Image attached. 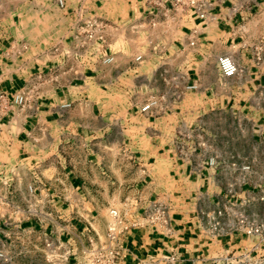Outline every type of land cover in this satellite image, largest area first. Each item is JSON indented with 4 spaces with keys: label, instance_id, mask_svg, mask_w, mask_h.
Here are the masks:
<instances>
[{
    "label": "crops",
    "instance_id": "1",
    "mask_svg": "<svg viewBox=\"0 0 264 264\" xmlns=\"http://www.w3.org/2000/svg\"><path fill=\"white\" fill-rule=\"evenodd\" d=\"M219 1L215 10L225 19L231 1L244 5V0ZM26 2L0 0V92L13 95L29 84L39 87L24 106L0 113V179L13 176L11 198L21 206L27 205L28 185L37 186L33 200L38 212L21 225L67 240L79 253L89 238L104 233L108 209L135 195L140 206L151 201L167 205L170 230L132 228L122 242L124 264H137L156 252L176 253V264H207L230 251L264 255V242L256 237L233 231L212 238L200 230L201 213L214 206L228 176L221 164L204 165L206 156L200 149L191 161H182L173 144L181 124L197 127L208 138L215 131L211 120L228 115L239 127L237 137L243 125L250 127L249 153L264 159V108L257 98L259 89H264V27L248 23L257 37L245 40L230 38L229 26L222 21L211 23L200 29L198 43L187 54L179 52L187 47L186 30H171L164 34L169 41L163 48L152 50L153 46L142 44L144 59L132 67L131 48L120 42L116 67L98 65L75 75L60 73L53 80L49 67L58 58L45 38L28 36L37 23H22L19 18L32 10ZM31 2L38 4L37 12L57 7L67 13L53 43L68 38L77 13L126 19L142 6L141 0H65L63 9L55 0ZM253 10L254 3L247 10L242 7L234 18ZM259 44L263 50L257 61L254 46ZM219 53L235 59L241 69L238 75L220 76L214 60ZM161 70L170 75L180 70L198 87L181 97L170 89L163 108L142 112L147 97L168 90L158 74ZM215 152L219 160L232 157ZM252 193L244 188L239 197L248 199ZM249 208L262 211L258 202ZM7 228L1 225L2 230ZM6 232L0 231V238ZM67 264H74L72 258Z\"/></svg>",
    "mask_w": 264,
    "mask_h": 264
},
{
    "label": "built area",
    "instance_id": "2",
    "mask_svg": "<svg viewBox=\"0 0 264 264\" xmlns=\"http://www.w3.org/2000/svg\"><path fill=\"white\" fill-rule=\"evenodd\" d=\"M59 8L66 7L65 0H55ZM141 9L135 16L126 19H110L95 13H77L70 27L68 38H59L51 46V51L58 58L49 67L51 78L56 80L60 73L78 74L81 69H96L98 65L116 67L120 42L129 45L132 52L130 67L144 59L141 45L164 47L169 38L164 37L168 31L183 29L187 32V47L180 53L187 54L198 43L201 28L211 23L222 21L229 26V37H241L248 40L257 37L248 23L256 28L264 27V0L231 1L228 5L229 15L215 9L220 7L219 0H141ZM255 4V10L239 18L242 7L247 10ZM173 41V40H172ZM255 58L261 59V44L254 46ZM215 67L224 79L232 78L241 71L235 59L228 53L214 56ZM66 67V68H64ZM159 76L168 90L150 95L140 107L142 112L162 107L169 90L176 97L193 91L198 87L196 81H188L180 70L167 74L159 71ZM41 75H38V77ZM118 75L115 76V79ZM29 84L13 95L0 92V113L14 106H24L39 87ZM170 90V91H171ZM258 101L264 108V89L258 91ZM164 107V106H163ZM162 107V108H163ZM174 152L182 161H191L193 154L199 152L206 156L204 165L216 167L222 165L228 179L225 188L214 206L202 212L204 221L200 230L212 238L236 231L248 237H256L264 242V159L255 155L236 156L219 160V155L210 149L208 138L197 127L181 124L173 141ZM198 150V151H197ZM13 176L0 179V231H7L0 238V264H13L19 253L38 252L46 263L67 264L72 258L74 264H124V235L132 228L151 227L156 230H170V208L164 203L151 201L140 206V199L125 196L117 205L108 209L106 229L102 236L89 238L86 245L74 253L67 240L53 237L44 230L33 226H22V222L33 213L38 212L33 200L37 186L27 187L26 206L15 204L11 198L10 183ZM62 188H65L62 185ZM253 190L248 199L239 197L242 189ZM69 202V201H67ZM252 202L262 205V211L249 208ZM1 225L8 226L6 230ZM17 247L15 251L14 248ZM257 245L253 246L255 249ZM178 256L174 252H156L138 259L137 264H176Z\"/></svg>",
    "mask_w": 264,
    "mask_h": 264
},
{
    "label": "rangeland",
    "instance_id": "3",
    "mask_svg": "<svg viewBox=\"0 0 264 264\" xmlns=\"http://www.w3.org/2000/svg\"><path fill=\"white\" fill-rule=\"evenodd\" d=\"M30 1V2H29ZM28 0L26 2L28 6H32V10L25 13L23 17H19L23 20L22 23L36 22L37 25L33 29H29V37L40 39L45 38L47 41L45 45H52L53 35L61 34V25L64 17L68 16L67 13L61 12L57 7L55 11L37 12L38 4ZM87 14V13H86ZM91 14V13H88ZM98 15V14H97ZM117 20V19H114ZM67 21L70 22V19ZM44 27H39V25ZM49 35L51 38H49ZM54 36V37H55ZM50 39V40H49ZM57 39V38H56ZM130 48L129 45H125ZM217 118V116H215ZM210 128L215 131H211V135L208 137L210 149L212 151L221 150L227 154H231L233 157L236 156H248L250 155V145L248 141L249 126L241 127V135L237 137L236 133L239 132V127L232 123L231 118L228 115H222L221 120L213 119L210 122ZM17 259V260H16ZM17 261V264H46L42 255L38 252L33 253H19L15 256L13 263ZM44 261V262H43ZM207 264H264V255H257L256 252H242L234 254L232 251L223 254L221 258L215 261H209Z\"/></svg>",
    "mask_w": 264,
    "mask_h": 264
}]
</instances>
